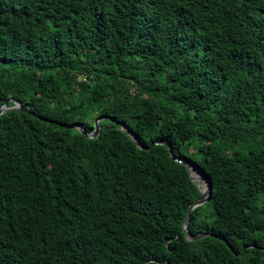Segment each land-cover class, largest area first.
Listing matches in <instances>:
<instances>
[{
  "label": "trees",
  "instance_id": "obj_1",
  "mask_svg": "<svg viewBox=\"0 0 264 264\" xmlns=\"http://www.w3.org/2000/svg\"><path fill=\"white\" fill-rule=\"evenodd\" d=\"M11 98L0 264H264V0H0Z\"/></svg>",
  "mask_w": 264,
  "mask_h": 264
},
{
  "label": "water",
  "instance_id": "obj_2",
  "mask_svg": "<svg viewBox=\"0 0 264 264\" xmlns=\"http://www.w3.org/2000/svg\"><path fill=\"white\" fill-rule=\"evenodd\" d=\"M11 102V105L9 106L8 105V102ZM10 110H19V111H22V112H26L28 113L29 112V109L23 105L22 103H20L19 101L15 100V99H9L7 101H5L1 106H0V114L1 113H4L6 111H10ZM104 118H106L105 116H97L94 121H93V128L91 131L89 132H85L82 127L78 124V123H73L72 125H70V128H74L76 130L79 131V133H81L82 135H84L85 137L87 138H94L96 137V135L98 134V129H99V126H98V122L100 120H103ZM120 124V129L123 130L125 133H127V129L126 127L124 126L123 123H119ZM131 139L132 141L134 142V144L136 145L137 148L139 149H147L149 146L153 145V144H162L164 146H166L167 150H168V153L170 155V157L177 161V162H181L180 159L178 158H175L173 157L172 153H171V147L170 145H168V143L164 142V141H154L152 143H150V145L148 147H143L139 140H138V137L136 134L132 133L131 134ZM187 171H188V175H189V178L192 180V181H195L189 174V170L190 169H193L194 171H196L197 173H199L201 175V177L203 178V180L205 181V187L203 189H200V192H201V195L199 198H197L195 201H193L189 206L188 208L186 209V212H185V216H184V220H183V223H182V226H181V230L184 232V235H185V238L188 239V240H194V239H197V238H200L202 237L203 235L205 234H196V235H189L186 233V224H187V220H188V216H189V213L191 211L192 208L196 207V206H199L201 204H203L204 202H206L209 198V194H210V182H209V179L207 178V176L197 170L192 163H185L184 164ZM198 186V184H197ZM199 187V186H198ZM162 264H166V263H162Z\"/></svg>",
  "mask_w": 264,
  "mask_h": 264
},
{
  "label": "bare ground",
  "instance_id": "obj_3",
  "mask_svg": "<svg viewBox=\"0 0 264 264\" xmlns=\"http://www.w3.org/2000/svg\"><path fill=\"white\" fill-rule=\"evenodd\" d=\"M189 174L195 181H197V178H199L202 183V188L205 187V181L203 180V178L201 177L199 173L195 172L193 169H190Z\"/></svg>",
  "mask_w": 264,
  "mask_h": 264
},
{
  "label": "rangeland",
  "instance_id": "obj_4",
  "mask_svg": "<svg viewBox=\"0 0 264 264\" xmlns=\"http://www.w3.org/2000/svg\"><path fill=\"white\" fill-rule=\"evenodd\" d=\"M197 182V181H196Z\"/></svg>",
  "mask_w": 264,
  "mask_h": 264
}]
</instances>
